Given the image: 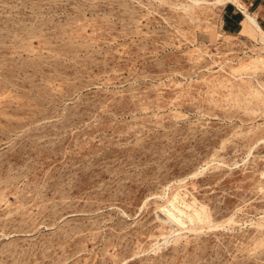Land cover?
<instances>
[{"label": "rangeland", "instance_id": "374dc122", "mask_svg": "<svg viewBox=\"0 0 264 264\" xmlns=\"http://www.w3.org/2000/svg\"><path fill=\"white\" fill-rule=\"evenodd\" d=\"M183 3L0 0V264H264V49Z\"/></svg>", "mask_w": 264, "mask_h": 264}, {"label": "bare ground", "instance_id": "6f19581e", "mask_svg": "<svg viewBox=\"0 0 264 264\" xmlns=\"http://www.w3.org/2000/svg\"><path fill=\"white\" fill-rule=\"evenodd\" d=\"M185 1L187 3L186 4L183 3L182 7L187 12L195 10V9L201 7L202 5L215 6V7H221V6L223 7V6H226L227 4L236 5L238 8L242 9V11L244 12V15H245V19L242 22L241 33H244L247 35H252V34L257 35L256 39H257V41H259V43L261 44V46L264 49V29L261 27V25L257 21L256 17L254 15H252L251 13H249L248 10L244 7V4L241 2V0H213V1H210V0H185ZM205 169H204V171H205ZM176 201H177V199L175 198L172 202H170V209L169 208H163L162 213H164L169 218V220L172 221L175 225L183 227V226H185L183 219H184L186 214L180 207H178L176 205ZM195 215L198 219H202V216L200 215V213L195 212ZM187 217H188L190 222L194 223L195 217L189 216V215ZM175 233L176 232L173 231V234H175ZM167 238H165V239H167Z\"/></svg>", "mask_w": 264, "mask_h": 264}, {"label": "crops", "instance_id": "0c3cea01", "mask_svg": "<svg viewBox=\"0 0 264 264\" xmlns=\"http://www.w3.org/2000/svg\"><path fill=\"white\" fill-rule=\"evenodd\" d=\"M246 9L251 14H256L258 19L262 18L264 23V1L263 0H243ZM259 15V16H258ZM245 19L244 12L234 4L226 5L224 8V20L226 29L231 33H240L242 22ZM259 22V21H258ZM260 24V22H259ZM262 27V25H261ZM263 28V27H262ZM264 29V28H263Z\"/></svg>", "mask_w": 264, "mask_h": 264}]
</instances>
